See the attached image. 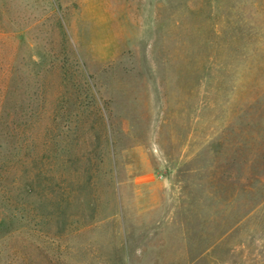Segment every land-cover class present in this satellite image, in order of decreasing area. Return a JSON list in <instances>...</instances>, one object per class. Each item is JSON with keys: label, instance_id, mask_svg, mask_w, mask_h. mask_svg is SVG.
<instances>
[{"label": "rangeland", "instance_id": "1", "mask_svg": "<svg viewBox=\"0 0 264 264\" xmlns=\"http://www.w3.org/2000/svg\"><path fill=\"white\" fill-rule=\"evenodd\" d=\"M0 264H264V0H0Z\"/></svg>", "mask_w": 264, "mask_h": 264}, {"label": "trees", "instance_id": "2", "mask_svg": "<svg viewBox=\"0 0 264 264\" xmlns=\"http://www.w3.org/2000/svg\"><path fill=\"white\" fill-rule=\"evenodd\" d=\"M87 183H89V181H88V182H86V184H87Z\"/></svg>", "mask_w": 264, "mask_h": 264}]
</instances>
